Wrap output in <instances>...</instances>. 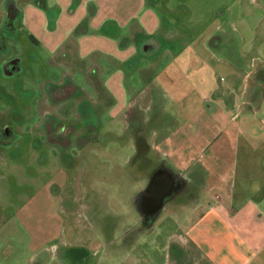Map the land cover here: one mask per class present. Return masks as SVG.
Instances as JSON below:
<instances>
[{
    "label": "crops",
    "instance_id": "1",
    "mask_svg": "<svg viewBox=\"0 0 264 264\" xmlns=\"http://www.w3.org/2000/svg\"><path fill=\"white\" fill-rule=\"evenodd\" d=\"M11 1L10 15L5 9V0H0V27L7 15L12 27L11 35L4 32L0 35V73L10 79L22 71L21 59L7 58L9 51H2L15 43L19 21L25 22L32 34L44 32L46 36L34 41L51 46L52 54L57 57L54 61L61 59L71 69L64 75L70 78L69 83H61L56 88L62 98L48 101L45 89L49 104L73 101L79 110V95L87 101L82 105L90 107L96 104L95 94H101L99 105L105 108L109 105L111 110L117 106V109L125 106L126 110L128 104L140 111L144 104L155 110L161 101L158 96L169 98L167 102L170 101L172 107L181 103L178 96H190L196 92L194 89L205 85V68L210 69L215 60L228 65L230 78L235 80L240 74L233 63L237 49L245 53L246 63L249 58L252 62L264 63V53L262 56L257 53L261 47L264 49V39L257 37L259 30L264 32V17L255 29L251 49L243 50L241 36L222 25L206 39L193 43L184 38L183 41L176 39L179 18L174 10L165 6L168 0ZM248 3L252 9L264 10V0ZM54 32H60L54 43L46 41H53L50 33ZM228 36L235 40L223 42ZM91 53L101 54L100 58L88 60ZM16 58L19 69L15 71L10 69V62ZM180 64H183L182 72L177 69ZM256 75H262L258 77L261 81ZM242 76L244 81L250 77L252 82L248 86L243 82V86L237 88L229 83V105L238 108L243 117L233 120L230 139L206 145L209 153L201 152L198 159H193L198 163L194 168H191L194 161L190 159L191 137L202 138L206 122L195 123L196 118L192 117L204 116L212 121L218 111L210 115L207 110L215 105L220 111L221 97H211L210 91L201 93L196 102L184 97L185 105L178 110L183 113L178 114L175 128L167 131L168 124H160L155 116L146 124L157 129L146 132L143 131L146 124H142L135 131L134 138H141V143L151 147L143 149L139 145L140 148H136L133 168L128 169V173L137 178H129L133 191L123 204L111 201L110 195L106 197L108 207L112 206L109 212L121 216L120 221L128 226L121 236L127 238L133 229L139 232L136 239L130 238L131 243L126 245L130 247L124 255L126 261L119 264H264V68ZM123 79L135 82L128 86ZM185 112L189 113L185 115ZM43 121L50 143L65 141L68 144V136L60 135L56 142L53 139L54 121L51 125ZM7 127L14 138L11 127L4 125L0 129ZM76 135L81 139L78 131ZM246 143L251 150L248 149L244 159L241 145ZM224 145L234 150L233 158H228ZM76 153L90 160V151L82 149ZM101 165L104 168L106 163L98 166ZM85 207L88 209V204ZM133 252H137L140 259Z\"/></svg>",
    "mask_w": 264,
    "mask_h": 264
},
{
    "label": "rangeland",
    "instance_id": "2",
    "mask_svg": "<svg viewBox=\"0 0 264 264\" xmlns=\"http://www.w3.org/2000/svg\"><path fill=\"white\" fill-rule=\"evenodd\" d=\"M248 2L168 0L165 6L174 10L179 18V37L176 39H188L193 43L197 39H206L216 31L217 26L222 25V28L238 33L244 40L243 50H250L255 29L264 17V10L260 7L252 9ZM17 28L19 35L15 43L8 46L6 57H19L22 71L10 79L3 78V73H0V127L9 126L15 134L11 144L0 145V264L123 263L126 261L125 252L130 247L126 245L131 243V237L136 239L139 232L133 229L127 238L121 236H124L128 226L120 221L121 216L109 212L112 206L108 207L106 197L110 195L111 201L123 204L133 191L129 182L136 176L133 178L128 169L133 168L136 148L139 145L143 149L145 146L148 149L151 147L150 144L141 143V138L135 139V131L155 116L159 118L160 124H168L167 131L172 130L179 120L178 114L183 113L178 111L184 104L183 98L196 102L201 93L210 91L213 95L211 97H221L222 108L219 111L214 105L212 110H207L210 115L218 111L212 116V121L206 120L204 116L192 117L196 118L195 123L206 122L204 136L191 137L190 159H198L201 152L209 153L206 148L209 142L230 139L234 131L233 120L243 117L238 108L229 105V83L236 88L242 87L243 82L248 86L252 79L249 77L244 81L242 75L252 70L257 73L264 68V63L260 60L252 62L250 58L246 59L249 60L246 63L243 60L245 53L237 49L233 63L239 68L237 72L240 74H237L235 80L230 78L228 65L216 63L215 60L210 69L205 68V85L194 89L196 92L190 96H178L181 103L172 107V103L167 102L169 98L158 96L161 101H158L155 110L146 104L142 111L136 110L134 106L131 108L129 104L126 110L125 106L111 110L108 104L107 108L101 107L98 102L101 104L103 96L95 94L96 104L90 107L89 104L82 105L85 98L79 95L78 110L73 101L56 104L46 102L47 97L48 101L62 98L56 88L61 83H69L70 78L64 75L71 69L61 59L54 61L57 57L52 54L54 51L51 46L35 42L46 36L44 32L36 31L32 34L31 28L22 20L18 22ZM58 35L60 32L50 33L53 41L45 40L54 43ZM257 35L258 39H264L263 31L259 30ZM231 38L235 40L233 36H228L222 41ZM257 53L262 56L263 47ZM91 55L88 60L100 58L101 54ZM177 69L182 72L183 64ZM132 80L123 79L128 86L134 84L135 80ZM195 81L199 79L192 80ZM162 105L163 109L159 110ZM42 109L46 112H40ZM43 119L48 125L54 121L56 131L60 128L58 133L69 137L66 138L68 144L65 141L50 143ZM143 127L146 132L157 129L149 123ZM77 131L81 139H77ZM225 147L228 158H233L236 155L234 150L225 145L223 149ZM241 148L245 159L248 149L251 150L250 144L241 145ZM82 149L90 151V160L76 153ZM193 161L191 168L198 164L196 160ZM102 162L106 163L104 168L103 165L98 166ZM85 204H88V209ZM52 252H57V256ZM133 253L140 259L137 252Z\"/></svg>",
    "mask_w": 264,
    "mask_h": 264
},
{
    "label": "flooded vegetation",
    "instance_id": "3",
    "mask_svg": "<svg viewBox=\"0 0 264 264\" xmlns=\"http://www.w3.org/2000/svg\"><path fill=\"white\" fill-rule=\"evenodd\" d=\"M12 1L11 0H5V9L7 8L9 11L11 9V5ZM9 14L11 15V12L9 11ZM10 15L6 16V20L4 22V25L0 27V35H2V33L4 32V34H12V27H10ZM2 51L4 53H8L9 49L7 47L3 48ZM18 58L12 60V62H10V69H19V62H18ZM4 129V128H2ZM0 129V145H9L10 142L13 140V136H12V131L7 127L4 130ZM60 131V128L58 129V131H52L51 135L53 137V139L56 141L60 140V134L58 133Z\"/></svg>",
    "mask_w": 264,
    "mask_h": 264
}]
</instances>
